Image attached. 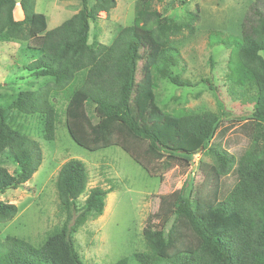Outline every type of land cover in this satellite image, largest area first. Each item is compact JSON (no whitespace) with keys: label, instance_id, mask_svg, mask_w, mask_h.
Returning <instances> with one entry per match:
<instances>
[{"label":"trees","instance_id":"obj_1","mask_svg":"<svg viewBox=\"0 0 264 264\" xmlns=\"http://www.w3.org/2000/svg\"><path fill=\"white\" fill-rule=\"evenodd\" d=\"M80 1L76 14L46 31L35 0H0V42L24 43L21 52L32 60L25 71L51 79L37 90L0 98L8 97L0 106V156L10 155L17 167L10 174L0 166V194L26 184L42 161L38 144L10 126L8 112L38 115L42 139L52 142L58 100L64 103L66 131L80 148L117 147L151 178L167 172L185 178L179 189L159 198L148 219L154 222L143 234L146 250L132 254L137 264H264V12L251 6L238 36L208 32V45L229 49L228 66L251 77L257 91L249 116L227 120L224 112H167L158 105L159 78L191 87L171 72L181 62L177 39L195 34L197 7L179 23L158 12L154 0H137L131 25L109 45L90 47L89 23L100 13L108 17L116 3ZM227 135L244 145L231 149ZM87 184L85 165L65 162L55 180L61 224L39 246L5 236L0 264H83L74 235L89 217L102 215L112 191L96 186L80 201ZM16 215L15 205L0 202V226Z\"/></svg>","mask_w":264,"mask_h":264},{"label":"rangeland","instance_id":"obj_2","mask_svg":"<svg viewBox=\"0 0 264 264\" xmlns=\"http://www.w3.org/2000/svg\"><path fill=\"white\" fill-rule=\"evenodd\" d=\"M136 1L115 0L116 5L108 17L100 13L98 19L91 21L90 47L109 45L121 28L131 25ZM87 2L91 5L94 0ZM254 5L264 12V3L256 0H154V8L176 22H183L186 13L194 12L195 7L199 16L195 34L188 37L184 32L183 37L177 39L181 62L171 72L191 87L173 86L168 80L159 78L155 92L159 107L167 112L181 108L224 112L227 120L250 115L257 98L253 80L247 74L231 69L227 64L229 49L220 45L210 47L207 35L210 30H219L238 36L244 16ZM80 9V0H35L34 6V12L46 18V31L60 26ZM24 47L21 42H0V98L37 90L51 80L34 77L25 71V66L32 60L21 52ZM261 56L264 58V51ZM7 98L0 100V106H6ZM54 102L58 121L52 142L42 139L43 121L38 115L8 112L10 126L38 144L42 161L26 184L0 194L1 203L17 208V215L0 226V240L12 236L39 246L47 233L61 224L64 217L58 214L55 180L60 167L68 160L76 159L85 165L88 173L87 188L80 201L85 199L90 188L99 186L112 190L105 198L102 215L89 217L74 235L83 264H114L124 257L128 264H137L132 254L146 250L143 234L154 222L148 219L157 211L159 198L179 189L185 178L174 179L172 172L165 173L162 179L151 178L117 147L96 152L80 148L64 126V103ZM230 136L227 135L231 149L244 145V141ZM198 158L195 157V164ZM0 166L10 174L17 169L8 154L0 156ZM199 181L200 177L196 175L195 182Z\"/></svg>","mask_w":264,"mask_h":264},{"label":"crops","instance_id":"obj_3","mask_svg":"<svg viewBox=\"0 0 264 264\" xmlns=\"http://www.w3.org/2000/svg\"><path fill=\"white\" fill-rule=\"evenodd\" d=\"M19 16H21V15H19Z\"/></svg>","mask_w":264,"mask_h":264}]
</instances>
